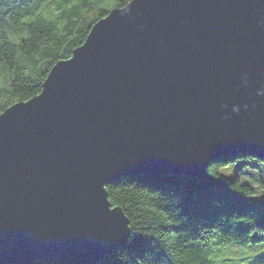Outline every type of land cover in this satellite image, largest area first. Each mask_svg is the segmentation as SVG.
<instances>
[{"label": "water", "instance_id": "1", "mask_svg": "<svg viewBox=\"0 0 264 264\" xmlns=\"http://www.w3.org/2000/svg\"><path fill=\"white\" fill-rule=\"evenodd\" d=\"M264 159V0H131L0 115V264H97L132 237L107 186Z\"/></svg>", "mask_w": 264, "mask_h": 264}, {"label": "trees", "instance_id": "2", "mask_svg": "<svg viewBox=\"0 0 264 264\" xmlns=\"http://www.w3.org/2000/svg\"><path fill=\"white\" fill-rule=\"evenodd\" d=\"M130 2L0 0V115L39 95L54 65L71 58L99 20ZM247 157L264 163L235 154L216 160L203 180L148 174L108 185L111 203L130 219L132 237L97 264H229L242 251L264 264V205L254 198L264 195V181L259 190L248 182L243 170L250 164L240 160Z\"/></svg>", "mask_w": 264, "mask_h": 264}, {"label": "rangeland", "instance_id": "3", "mask_svg": "<svg viewBox=\"0 0 264 264\" xmlns=\"http://www.w3.org/2000/svg\"><path fill=\"white\" fill-rule=\"evenodd\" d=\"M240 160L244 161V162L245 161L249 162V164H250L249 168L243 170V173L245 176H249V178L251 177L250 179H252V181L249 180L248 182L250 184H252L255 188H258L257 185H261V183L264 181V163L261 164L259 161H257L256 159H254L252 157H247L245 159H240ZM232 168L234 170L237 169L236 166H234ZM222 172L227 173L224 170H222ZM230 177L234 178L235 176H230ZM258 190H259V188H258ZM260 192H263V191H258V193H260ZM254 198L258 202L257 204H259L260 206L264 205V202H263L264 195L260 196V194H256ZM228 254L231 257L235 256V254H233L232 252H230ZM252 254H251V256L248 257V254H246V251H242L241 258H237L235 260H232L231 263H229V264H253L258 259V255H256L255 253H252ZM259 258L264 259V252H263L262 256H259Z\"/></svg>", "mask_w": 264, "mask_h": 264}]
</instances>
